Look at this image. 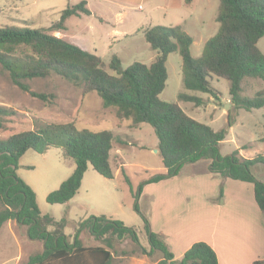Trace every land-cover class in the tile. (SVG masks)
Here are the masks:
<instances>
[{
    "label": "trees",
    "instance_id": "1",
    "mask_svg": "<svg viewBox=\"0 0 264 264\" xmlns=\"http://www.w3.org/2000/svg\"><path fill=\"white\" fill-rule=\"evenodd\" d=\"M218 1L215 17L218 30L205 41L198 57L191 55L193 39L182 26L158 24L143 30L145 40L156 51L152 62L134 61L123 68L120 58L112 55L108 67L114 73H109L99 56L49 33L46 28L4 25L0 27V66L23 91H29L25 79L43 78L51 73L80 87L84 94L94 91L104 107L115 108L119 120L147 123L152 127L167 175L176 174L183 163L207 159L211 173L252 184L254 201L264 213V183L252 174L256 165H264V155L244 158L238 150L226 155L219 150V144L234 122L231 113L264 106V88L252 97L241 95L243 78L264 81V54L257 45L264 36V0ZM80 13H91L85 0L68 4L49 28L64 29L66 19ZM172 52L181 56V81L186 90L215 96L209 78L216 76L228 80L230 107L224 127L214 130L187 115L177 102L160 99L167 79V56ZM177 100L191 101L196 106L202 102L201 97L187 92H179ZM15 114L14 109L0 105V128ZM114 139L129 143L110 130H79L73 122H41L32 129L0 138V227L14 219L26 226L30 239L43 244L41 251L30 254L24 264H113L114 239L128 236L138 242L133 227L105 215H91L88 220L81 221L69 240L64 233L68 224L66 214L58 220L42 214L34 191L16 173L18 160L28 149L44 153L52 146L61 148L63 160L71 163L73 170L46 195V201L66 203L76 194L88 166L104 178L114 177L110 164ZM123 169L121 166L124 174ZM163 177V174H154L145 182H156ZM125 180L129 183L127 175ZM221 195L220 188L219 197ZM143 222L149 252L156 251L160 255L157 264H219L216 252L203 240L193 242L181 258H175L164 237L150 229L144 216ZM84 228L103 245H83L79 235ZM142 252L145 253L143 249ZM251 264H264V260Z\"/></svg>",
    "mask_w": 264,
    "mask_h": 264
},
{
    "label": "rangeland",
    "instance_id": "2",
    "mask_svg": "<svg viewBox=\"0 0 264 264\" xmlns=\"http://www.w3.org/2000/svg\"><path fill=\"white\" fill-rule=\"evenodd\" d=\"M78 1L0 0V27L27 25L32 28H46L49 33H53L54 30L49 26L59 19L60 11L68 4ZM89 1L90 7L94 9L99 10L102 7L96 0ZM167 2L168 0H113L102 7H106L107 11L101 9L100 12L110 22L114 21L113 11H120L125 17L138 16L144 26H173L181 21L179 18H185L184 30L193 39L190 46L191 55L200 56L205 41L218 30L219 25L215 17L219 1L194 0L191 7L183 9L179 0H172V14L166 10ZM110 30L109 23L98 24L94 16H85L82 23L72 19L68 23L66 35L80 36L89 47L95 44L107 52L110 45L107 32ZM143 40L135 48L121 55V67L124 68L134 61L147 63L148 56L151 55L150 50L153 49L144 47L143 44L149 43L145 38ZM257 45L264 54V36L259 39ZM100 57L105 70L114 73L108 67V58L102 54ZM181 63L178 52L168 54L167 79L159 95L160 99L177 102L187 115L214 130L224 127L230 107L228 80L216 76L209 78L215 96L186 90L181 81ZM24 82L29 91H23L13 84L7 71L0 66V105L16 111L5 126L0 128V138L32 129L41 122H73L79 130H110L115 136L129 142L123 144L116 139L112 142L110 164L116 173L114 178H104L88 166L69 207L64 203L50 204L46 201V195L56 189L73 169L71 163L63 160L61 148L52 146L44 153L28 149L19 158L16 173L34 191L40 212L55 219H60L66 214L68 224L64 227V233L68 235L69 240L72 239L79 223L88 220L91 215L111 216L121 220L124 225L133 227L138 238V242L128 236L114 239L111 249L112 263L157 264L160 255L156 251L149 252L143 216L147 219L150 229L154 226V229L163 231L159 234L169 239L177 250L196 240H203L209 233L214 212L210 209L208 192L204 191V188L211 187L212 184L202 175L195 173L196 162L183 163L176 174L167 175L159 154L154 151L157 137L149 124H133L129 120H119L115 108L104 107L94 91L84 94L80 87L55 73L43 78L25 79ZM241 88L242 96L252 97L264 88V81L245 77L242 79ZM179 92L199 96L202 102L196 106L191 101H178ZM33 94H41L43 97ZM231 117L234 122L219 144L220 153L226 155L238 150L244 158L264 155V106L250 111L238 109L231 113ZM117 154L124 160L123 170L129 177V183L120 170L122 160L118 159ZM154 174H163L164 177L156 182L146 183L145 181ZM252 174L264 183V165H256ZM6 222L7 224L0 228V264H24L30 254L41 251L42 242L30 239L25 225L14 219ZM79 237L85 246L103 245L101 241L95 240L86 228L81 230Z\"/></svg>",
    "mask_w": 264,
    "mask_h": 264
},
{
    "label": "crops",
    "instance_id": "3",
    "mask_svg": "<svg viewBox=\"0 0 264 264\" xmlns=\"http://www.w3.org/2000/svg\"><path fill=\"white\" fill-rule=\"evenodd\" d=\"M85 1L91 13L89 15L80 13L79 15L68 17L65 21L66 27L54 31L52 34L64 38L99 57L102 54L108 58V61L112 55H116L121 59L122 54H126L128 50L139 45L140 41L144 39L143 30L151 26L142 25L138 16L125 17L120 11H113L114 21L110 22L100 11L104 5L110 2L112 3L113 0H96V3L102 6L99 10L90 7L89 0ZM193 3L194 0H190L189 3H186L184 0H179V5L183 9H188ZM166 5V10L172 14L174 12L172 0H168ZM102 10L107 11V8L105 7ZM85 16H94L98 24L109 23L111 25V30L107 32V36L110 38L109 50L107 52L95 44L89 47L85 39H81L80 36L71 35L67 37L68 23L72 19L77 20L78 23H82L84 22ZM179 20L182 22L178 21L173 25H180L184 29L183 24L186 19L179 18ZM143 45L148 49L150 48L149 44ZM150 51L151 55L148 56L146 64H150L156 55L155 50ZM117 156L122 160L120 165L124 168L125 163L123 158L119 154ZM208 164L209 160L204 159L194 163L197 166L195 173L202 175L212 184L211 187L204 188V191L208 192L207 200L211 203L209 205L211 208H209L214 212V216L211 221L209 233L204 236L203 241L207 242L214 249L219 264H251L255 260H264V213L254 201L252 184L227 177L224 178L218 174L211 173L207 168ZM71 167L73 168V166ZM113 174L115 175L116 173L113 172ZM196 176L199 175L196 174ZM220 186H222L221 197H219ZM70 200L64 203L66 207H69ZM107 217L112 218L111 216ZM6 224L7 222L0 228ZM152 229V231L158 234L163 232L160 229H154V226H152ZM164 240L177 259L181 258L184 251L193 243L186 244L182 249L177 250L169 242V239L164 238Z\"/></svg>",
    "mask_w": 264,
    "mask_h": 264
},
{
    "label": "water",
    "instance_id": "4",
    "mask_svg": "<svg viewBox=\"0 0 264 264\" xmlns=\"http://www.w3.org/2000/svg\"><path fill=\"white\" fill-rule=\"evenodd\" d=\"M226 107H228V105ZM154 151L156 152L157 151V148ZM42 246H43V244H42Z\"/></svg>",
    "mask_w": 264,
    "mask_h": 264
}]
</instances>
